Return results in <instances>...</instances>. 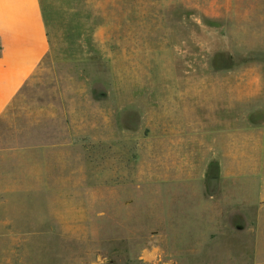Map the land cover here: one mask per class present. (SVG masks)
Wrapping results in <instances>:
<instances>
[{
    "label": "rangeland",
    "instance_id": "rangeland-1",
    "mask_svg": "<svg viewBox=\"0 0 264 264\" xmlns=\"http://www.w3.org/2000/svg\"><path fill=\"white\" fill-rule=\"evenodd\" d=\"M42 5L51 50L28 94L55 95L62 72L110 108V138L88 145L75 182H24L0 156V264H264L252 161H237L235 183L226 163L208 177L190 143L242 121L264 128V0ZM165 125L188 143L170 149Z\"/></svg>",
    "mask_w": 264,
    "mask_h": 264
},
{
    "label": "crops",
    "instance_id": "crops-1",
    "mask_svg": "<svg viewBox=\"0 0 264 264\" xmlns=\"http://www.w3.org/2000/svg\"><path fill=\"white\" fill-rule=\"evenodd\" d=\"M50 50L42 0H0V156L17 162L12 169L16 175H22L24 182H34L32 177L61 176L75 182V177L85 168L88 145L108 142L110 138V108L102 107L99 101L94 104L88 98L87 89L73 86L62 72L54 74L55 95L37 96L33 90L28 94L27 89ZM260 108L254 107V111ZM237 124L240 126L214 131L209 143L198 136L190 143L201 144L205 154L203 164L209 158L204 164L208 177L213 176L215 164L220 167L226 163V176L235 183L233 167L237 161H252L245 182L259 185L264 202L263 125L243 121ZM166 126L164 143L170 149L172 145L188 143L183 136L176 139L177 131ZM169 156L173 158L172 151ZM173 169L169 172L174 180L183 181L185 173H181L183 179H180L179 172ZM217 176L216 181H220L221 172ZM37 183L53 189L49 179L37 180Z\"/></svg>",
    "mask_w": 264,
    "mask_h": 264
}]
</instances>
